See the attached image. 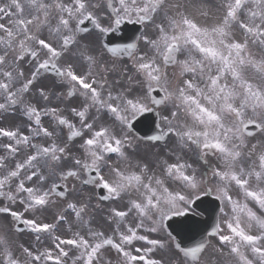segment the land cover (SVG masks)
Returning a JSON list of instances; mask_svg holds the SVG:
<instances>
[{
    "label": "rangeland",
    "instance_id": "1",
    "mask_svg": "<svg viewBox=\"0 0 264 264\" xmlns=\"http://www.w3.org/2000/svg\"><path fill=\"white\" fill-rule=\"evenodd\" d=\"M22 2L24 4L18 9L12 4H1L0 32L2 34L0 35L2 37L21 29L41 31L44 23H47L49 19L52 23L58 24L65 18L67 22L75 24L84 13L82 11L84 0H22ZM174 2L176 0H168V3ZM180 5L182 7L169 6V16H165L168 19L166 33L163 31L166 34L165 41L168 42L172 35L175 37L174 33H170V29L174 27L173 19H175L180 20L182 26L177 33L184 31V34L191 38L188 41L194 44L189 43L186 47L183 46L178 66L171 69L164 68L160 55L154 52L151 54V68L154 72L156 71V77L163 80L162 75L166 73L165 88L170 96L166 110H170V115L167 116L173 117V111L178 112L177 120L174 121L176 125L174 129L178 134L164 144L159 155L168 162V154L172 153V148L177 147L188 149L191 159L198 153L192 149L196 142L192 143L190 139L199 141L201 146L199 166H193L194 171L190 170L193 174L189 182L193 180L195 183V171L199 167L200 190L205 186L212 190L219 187V193L225 191L226 195L231 197V202L225 205L222 230L215 238L206 259L217 256L220 264H254L252 258L255 257L256 250L247 253V249L242 250L241 244L248 238V235L253 240L264 242V204L260 206L261 215L258 221L253 215L252 224L247 230L241 218L243 203H246L242 183L245 170L248 171V176L256 174L252 179L256 184H258L256 176L264 171V132L250 139L245 137L241 130L246 122L251 121H257L264 127L262 56H259L258 51L253 49V45L256 46V44L250 39L249 43L252 45L243 55L244 58L241 54L231 53L227 47L225 41V35L228 33L226 31L227 22L230 21V15L233 12L238 14L236 7L241 5V1L234 0L232 5H229L228 0H217L216 2L181 0ZM261 10L264 12V4L252 2L247 12L254 15L260 13ZM30 23L33 24L30 25ZM262 24L263 28L260 30L259 37L264 41V19ZM256 25L255 21L254 27ZM152 41L155 45L158 40L153 39ZM257 42L260 45L261 42L258 40ZM262 48L264 61L263 45ZM148 63L149 60L145 61L143 57V66L149 68ZM178 95L182 96V99ZM193 118L200 119L202 123ZM210 141L220 147L215 157L209 156L203 148V145ZM233 175L236 176V181L232 180ZM157 177H162L159 172H157ZM170 180V175H168L166 181ZM251 191L258 192L256 189H251ZM153 192L156 191L153 190ZM73 197L70 201L78 203V208L76 207V215H78L81 198L75 195ZM64 203H58L56 209L47 211L46 215L41 212V215L53 222ZM70 219H73V216ZM68 228L69 225L66 231ZM81 234V228L75 225L72 236L80 241ZM77 240L74 239L75 247L77 246V250H74L76 254L79 250ZM222 240L230 241L233 250L229 251L225 249L226 247H219L222 245ZM4 252V247L0 245V264H24L22 259L8 258ZM233 259H236L234 263H232ZM74 264H79V261H75Z\"/></svg>",
    "mask_w": 264,
    "mask_h": 264
},
{
    "label": "flooded vegetation",
    "instance_id": "2",
    "mask_svg": "<svg viewBox=\"0 0 264 264\" xmlns=\"http://www.w3.org/2000/svg\"><path fill=\"white\" fill-rule=\"evenodd\" d=\"M97 112H100L98 109ZM10 131H13L12 123L10 118L8 117L6 111L0 110V198L5 199L8 196V193L14 192V186H12L11 182L15 181L16 173L20 174V176L24 173V148L23 143L21 144L19 141L16 142L12 136H9ZM22 140L23 138H19ZM32 152L37 151V146L33 144L31 147ZM21 166V167H20ZM34 164L28 167V170H32ZM20 168V169H19ZM19 169V170H18ZM104 209V208H103ZM145 209V208H141ZM116 210L112 209V212H106L94 216V218L90 219L88 222L92 223L93 219L97 218L101 224L104 222H108V229L113 227V234L115 236L119 234V230L121 225L124 226L125 230L123 233H126L130 236L134 231L138 232L140 238L136 241V243L130 247V249L122 250V257L118 264H132V257H139V264H149L148 261L154 262V264H177L176 258H178L175 254L170 253L167 249L164 248L163 244H156L154 247L151 242L160 241L163 243V240L160 238L154 239L153 234L161 237V235L157 232L161 227V217L159 218V222L157 227L155 228V232L151 231L152 226V214L148 211L141 212V216L138 218H133L131 215V211L128 209H124L122 212V216H117ZM174 212H179L185 210L184 206L174 207L172 208ZM111 214L114 217L107 219L104 221V215ZM138 220V223H136ZM128 256L130 257L128 259ZM106 264H117L114 261H111Z\"/></svg>",
    "mask_w": 264,
    "mask_h": 264
},
{
    "label": "water",
    "instance_id": "3",
    "mask_svg": "<svg viewBox=\"0 0 264 264\" xmlns=\"http://www.w3.org/2000/svg\"><path fill=\"white\" fill-rule=\"evenodd\" d=\"M253 132V131H252Z\"/></svg>",
    "mask_w": 264,
    "mask_h": 264
}]
</instances>
